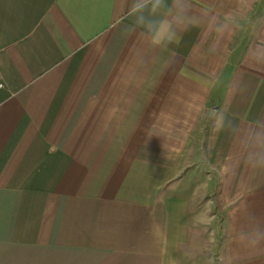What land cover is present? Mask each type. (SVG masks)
<instances>
[{
	"label": "crops",
	"instance_id": "crops-1",
	"mask_svg": "<svg viewBox=\"0 0 264 264\" xmlns=\"http://www.w3.org/2000/svg\"><path fill=\"white\" fill-rule=\"evenodd\" d=\"M138 2L0 0V264H264V0Z\"/></svg>",
	"mask_w": 264,
	"mask_h": 264
},
{
	"label": "clouds",
	"instance_id": "clouds-1",
	"mask_svg": "<svg viewBox=\"0 0 264 264\" xmlns=\"http://www.w3.org/2000/svg\"><path fill=\"white\" fill-rule=\"evenodd\" d=\"M148 3L151 4L153 14L163 12L164 18L156 22L144 17L142 10L147 4L143 0H139L132 11L137 15L138 22L150 34V43L154 46L172 43L177 38V29L187 30L198 23L197 17L189 15L188 0H171L170 5L166 3V0H148ZM168 16H171V19H168ZM217 32L222 33L223 28H217ZM256 62H264V56L259 57ZM242 142L248 152L247 159L250 166L264 168V124L257 122V126L244 129ZM259 238L258 233L256 236L249 237V240L255 243Z\"/></svg>",
	"mask_w": 264,
	"mask_h": 264
},
{
	"label": "rangeland",
	"instance_id": "rangeland-1",
	"mask_svg": "<svg viewBox=\"0 0 264 264\" xmlns=\"http://www.w3.org/2000/svg\"><path fill=\"white\" fill-rule=\"evenodd\" d=\"M212 237H213V234H211V232H209V233H208V239H207L208 242L211 241V238H212ZM208 245H209V244H208ZM209 247H210V246H209ZM209 250H210V252H211V250H214V247H213V248L210 247ZM211 253H212V252H211Z\"/></svg>",
	"mask_w": 264,
	"mask_h": 264
}]
</instances>
